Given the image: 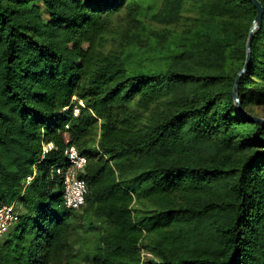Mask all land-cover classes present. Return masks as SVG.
Listing matches in <instances>:
<instances>
[{
  "label": "trees",
  "instance_id": "16d2710c",
  "mask_svg": "<svg viewBox=\"0 0 264 264\" xmlns=\"http://www.w3.org/2000/svg\"><path fill=\"white\" fill-rule=\"evenodd\" d=\"M191 10L197 22L172 29ZM257 12L251 0H0V206L24 207L0 264H63L85 215L105 224L90 264H264V123L234 97ZM239 97L251 114L264 103V11ZM71 144L88 158L78 210L56 173Z\"/></svg>",
  "mask_w": 264,
  "mask_h": 264
},
{
  "label": "built area",
  "instance_id": "2783aa9c",
  "mask_svg": "<svg viewBox=\"0 0 264 264\" xmlns=\"http://www.w3.org/2000/svg\"><path fill=\"white\" fill-rule=\"evenodd\" d=\"M74 113L80 112V105L84 106L82 99L76 95L72 96ZM69 106H66L68 108ZM54 148L52 142L44 145V153ZM67 164L56 168V173L62 176L63 181V201L73 210H78L86 203V196L89 192L88 184L84 174L86 172L88 158L82 154L75 144H71L65 150ZM34 178V174L27 176L26 184ZM21 204L13 202L0 206V246L3 236L19 221L21 214Z\"/></svg>",
  "mask_w": 264,
  "mask_h": 264
},
{
  "label": "rangeland",
  "instance_id": "374dc122",
  "mask_svg": "<svg viewBox=\"0 0 264 264\" xmlns=\"http://www.w3.org/2000/svg\"><path fill=\"white\" fill-rule=\"evenodd\" d=\"M161 1L157 3V9L161 5ZM202 16V13L197 10H191L185 13L184 19L176 26H173L172 29L180 31L182 29H187L189 26L195 24ZM147 23L156 30L165 29V25L156 23L151 19H146ZM254 23V21H253ZM114 24L117 28L121 29L126 24H128V18L124 11L115 19ZM253 25V24H252ZM109 45L114 46L116 41L113 37L109 38ZM251 112L260 117H264V103L261 104H251ZM21 212L24 211L23 205L21 206ZM137 208H141V205H137ZM78 224H82L78 229L73 230L71 241L73 245V254L69 259L63 260V264H90V260L95 252V249L98 245V235L101 230L104 228V222L93 219L90 215H85ZM8 233V232H7ZM7 233L3 236V239L6 238ZM151 257L150 254H144V258L149 260Z\"/></svg>",
  "mask_w": 264,
  "mask_h": 264
},
{
  "label": "water",
  "instance_id": "95a60500",
  "mask_svg": "<svg viewBox=\"0 0 264 264\" xmlns=\"http://www.w3.org/2000/svg\"><path fill=\"white\" fill-rule=\"evenodd\" d=\"M254 5L256 6L258 12L257 15L254 19V23L251 27L250 30V35H249V39H248V43H247V61L246 64L244 66V68L242 69V71L239 73L238 79L236 81V85H235V90H234V97H235V101H236V105L238 107V110L247 118L249 119L251 122H259V123H264V117H260L257 115H253L251 113H249L248 111H246L242 105V101L239 97V84H240V80H241V76L247 72L249 65H250V61H251V44H252V40H253V36L254 33L256 31L257 28L260 27L261 23H262V17H263V11H264V7L262 5V3L260 2V0H251Z\"/></svg>",
  "mask_w": 264,
  "mask_h": 264
}]
</instances>
